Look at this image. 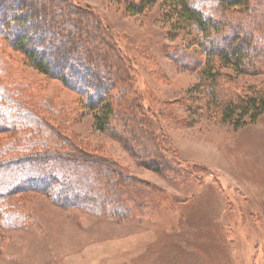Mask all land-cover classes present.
I'll return each instance as SVG.
<instances>
[{"label": "trees", "instance_id": "1", "mask_svg": "<svg viewBox=\"0 0 264 264\" xmlns=\"http://www.w3.org/2000/svg\"><path fill=\"white\" fill-rule=\"evenodd\" d=\"M126 1L130 16L162 1L167 37L186 39L185 45L163 49L177 67L200 69L201 83L181 103L190 114L200 104L211 120L234 129L264 114V92L242 95L236 82L237 75L264 71V0ZM12 51L26 66L76 93L77 101L69 107L10 87L6 69ZM134 73L116 36L90 8L73 0H0L1 230L28 227L30 192L62 209L118 223L152 216L147 183L67 128L88 113L94 129L120 142L136 167L176 181L192 178L191 168L159 140Z\"/></svg>", "mask_w": 264, "mask_h": 264}, {"label": "rangeland", "instance_id": "2", "mask_svg": "<svg viewBox=\"0 0 264 264\" xmlns=\"http://www.w3.org/2000/svg\"><path fill=\"white\" fill-rule=\"evenodd\" d=\"M73 1L90 8L116 36L159 140L195 174L188 182L176 181L136 167L121 143L95 130L92 113L85 114L67 128L147 183L152 216L118 223L62 209L30 192L28 227L0 229V264H264V114L234 129L211 120L200 104L193 114L185 109L183 99L201 83L200 69H181L167 57L164 45H185L186 39L167 37L162 1L135 16L126 13V0ZM10 55L6 70L13 89L69 107L79 98L59 80L26 66L20 54ZM236 82L242 95L264 92V71L237 75Z\"/></svg>", "mask_w": 264, "mask_h": 264}]
</instances>
